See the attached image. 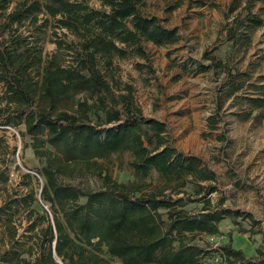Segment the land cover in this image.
Segmentation results:
<instances>
[{
    "label": "trees",
    "instance_id": "1",
    "mask_svg": "<svg viewBox=\"0 0 264 264\" xmlns=\"http://www.w3.org/2000/svg\"><path fill=\"white\" fill-rule=\"evenodd\" d=\"M10 1L0 0V118L6 113L0 124H23L19 133L31 136L34 152L45 156L39 194L53 219L47 210L40 215L46 224L34 232V256L27 259L16 238L17 228L7 218L8 247L0 252V264H110L101 253L117 257L122 264H201L199 257L205 252L194 239L219 233V223L226 217L233 223L238 217L247 218V231L262 233L263 241L250 256L230 242L214 247L222 264H264V232L256 228L258 220L228 202L218 175L199 156L168 144L166 123L143 115L130 86L127 94H115L103 76L102 66L115 69L114 55L136 53L149 60L143 41L177 43L178 27L168 28L159 17L144 14L140 10L144 0H103L107 9L93 8L84 0H19L8 11ZM255 1H229L221 33L204 50L209 63L197 62V70L222 68L224 62L215 52L225 43L242 48L250 44L252 34L264 26L263 17L253 10ZM186 3L188 9L207 4L205 0ZM209 5L216 6L214 2ZM40 13L59 16L58 26L80 38L77 57L70 64L61 65L55 56L45 61L40 45L19 32L26 20L36 23ZM57 43L62 45V41ZM245 74L236 70L232 81L215 95L210 128L217 123L221 98L242 86L233 85L234 76L246 83ZM77 93L85 97L76 99L70 108H58L64 96ZM89 99L93 102L88 103ZM246 101L250 111L264 107V96H247ZM93 106L103 114L101 120L89 117ZM46 144L54 150L44 149ZM119 151L131 153L130 164L137 174L147 176L154 170L164 178L165 186L143 189L101 171L103 182L98 188L66 184L57 177L66 167L61 158L77 169L80 163ZM189 184L192 192L184 189ZM31 193L28 197L33 200ZM212 193L219 194L215 201ZM20 200L26 201V196L0 205V219L10 214L13 201L19 204ZM190 202L202 206L189 210L185 206Z\"/></svg>",
    "mask_w": 264,
    "mask_h": 264
},
{
    "label": "rangeland",
    "instance_id": "2",
    "mask_svg": "<svg viewBox=\"0 0 264 264\" xmlns=\"http://www.w3.org/2000/svg\"><path fill=\"white\" fill-rule=\"evenodd\" d=\"M18 1L11 0L8 11ZM84 1L96 9L108 8L103 0ZM205 1L207 4L203 7L188 9L186 0H144L140 10L146 15L159 17L168 28L177 26L180 40L170 45L143 41L149 60L136 53L126 57L114 55L115 69L102 66L101 70L115 94H127L130 86L133 101L143 115L166 123L168 144L184 153L199 156L203 164L218 175L226 189L228 202L250 212L258 220L256 228H263L264 232V107L250 111L246 101L247 96H264V26L252 34V41L246 48L232 43L221 45L215 53L224 62L222 68L197 70V62L209 63L204 58V50L221 33L230 0ZM210 2L216 6L209 5ZM253 10L264 19V0L255 1ZM58 17L40 13L36 23L26 20L19 27V32L27 36V41L40 45L45 61L55 56L61 65H68L77 57L80 38L59 27ZM58 41H62L60 47ZM236 70L245 71L248 81L243 83L237 75L234 76L236 81L233 85L242 86L221 98L217 123L215 128H210L208 117L215 113V95L221 92L223 85L227 86V82L232 81L231 76ZM81 97L85 95L64 96L58 102V108H70ZM91 102L93 99H89L88 103ZM2 114L0 119L3 120L6 113ZM99 115L103 116L93 106L89 117L101 120ZM22 130L23 124L17 127L0 124V205L26 196V201L20 200L19 204L13 201L10 214L0 219V252L8 247L5 230L8 218L17 228L16 238L22 242V256L31 259L34 256L31 249L34 232L46 224L40 215L47 210L51 221L53 216L39 194L44 182L40 171L46 164L45 156L34 152L33 138L22 136L19 133ZM43 148L54 150L49 144ZM131 160L129 151H119L89 163H80L74 169L72 162L61 158L66 167L60 169L57 177L66 184L98 188L103 182L101 171L118 182L142 186L143 189L165 186L164 178L154 170L147 176L137 174ZM184 189L188 192L193 190L191 184ZM31 191L35 196L33 200L28 197ZM211 196L215 201L219 194L212 193ZM201 206L200 202H190L185 208L198 210ZM249 228L247 218L238 217L237 223H233L230 217H226L219 223V233L198 235L194 242L205 252L199 257L201 264H216L214 257L219 253L214 251V247L228 242L247 256L254 254L255 248L263 241V234H252L247 231ZM101 256L107 259V263L122 264L120 259L107 253H101ZM57 260L61 262L59 258Z\"/></svg>",
    "mask_w": 264,
    "mask_h": 264
},
{
    "label": "built area",
    "instance_id": "3",
    "mask_svg": "<svg viewBox=\"0 0 264 264\" xmlns=\"http://www.w3.org/2000/svg\"><path fill=\"white\" fill-rule=\"evenodd\" d=\"M214 261L216 262V264H222L221 257L219 256V254H217V256L214 257Z\"/></svg>",
    "mask_w": 264,
    "mask_h": 264
}]
</instances>
